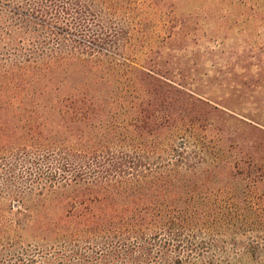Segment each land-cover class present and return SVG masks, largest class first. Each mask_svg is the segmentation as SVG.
<instances>
[{"label":"trees","instance_id":"obj_1","mask_svg":"<svg viewBox=\"0 0 264 264\" xmlns=\"http://www.w3.org/2000/svg\"><path fill=\"white\" fill-rule=\"evenodd\" d=\"M0 8V158L46 166L29 190L6 187L18 202L0 215V264H264V102L212 101L161 60L194 14L178 24L166 0ZM236 87L239 100L249 85Z\"/></svg>","mask_w":264,"mask_h":264},{"label":"rangeland","instance_id":"obj_2","mask_svg":"<svg viewBox=\"0 0 264 264\" xmlns=\"http://www.w3.org/2000/svg\"><path fill=\"white\" fill-rule=\"evenodd\" d=\"M166 1L169 9L172 6L178 9L180 14L177 20L174 17V22L178 24L180 19L184 20L189 14H194L190 18L191 24H186L189 28L184 26V32L192 30L193 35L176 36L161 46L164 50L161 60L170 70L179 76L183 74L182 80L188 86L212 101L230 104L228 106L244 113L253 111L251 103L254 100L263 105L264 0H249L245 6L232 0ZM159 19L151 25L156 31L168 33L170 27L162 29ZM180 27L173 32L179 31ZM3 49L7 48L0 45V51ZM3 60L4 57L0 55V64ZM241 83L249 85V89L238 100L239 91L236 86ZM240 100L245 102L239 106ZM26 153L8 154L4 160L0 158V215L12 213L10 208H15L18 202L10 196L6 187L16 192L29 190L32 187L30 180L39 171L38 168H46L41 155L40 159H36L39 166L35 167L28 162L32 156ZM29 153L36 155L32 151ZM6 179L10 180L6 182Z\"/></svg>","mask_w":264,"mask_h":264}]
</instances>
